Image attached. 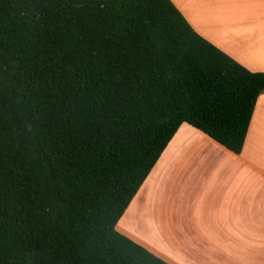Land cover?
Returning <instances> with one entry per match:
<instances>
[{"label":"trees","instance_id":"obj_1","mask_svg":"<svg viewBox=\"0 0 264 264\" xmlns=\"http://www.w3.org/2000/svg\"><path fill=\"white\" fill-rule=\"evenodd\" d=\"M262 93L171 0H0V264H169L117 222L181 124L238 154Z\"/></svg>","mask_w":264,"mask_h":264},{"label":"crops","instance_id":"obj_2","mask_svg":"<svg viewBox=\"0 0 264 264\" xmlns=\"http://www.w3.org/2000/svg\"><path fill=\"white\" fill-rule=\"evenodd\" d=\"M193 29L264 72V0H171ZM116 229L169 264H264V93L236 154L183 123Z\"/></svg>","mask_w":264,"mask_h":264}]
</instances>
